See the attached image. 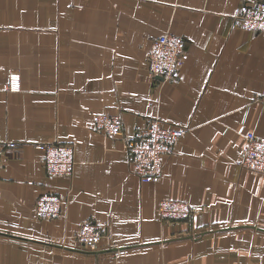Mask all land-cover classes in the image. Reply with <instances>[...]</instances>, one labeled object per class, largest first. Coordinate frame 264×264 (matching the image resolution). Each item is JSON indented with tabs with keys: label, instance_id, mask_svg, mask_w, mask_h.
<instances>
[{
	"label": "crops",
	"instance_id": "0c3cea01",
	"mask_svg": "<svg viewBox=\"0 0 264 264\" xmlns=\"http://www.w3.org/2000/svg\"><path fill=\"white\" fill-rule=\"evenodd\" d=\"M242 1L0 0V142H16L1 157L0 264H264V174L237 164L248 131L264 139V32L232 24ZM166 32L186 56L164 81L145 56ZM99 113L123 136L95 130ZM152 118L187 131L143 182L123 139ZM42 142L72 146L70 175L47 172ZM45 192L60 217L36 216ZM163 197L194 212L163 221ZM86 219L106 234L95 250L70 237Z\"/></svg>",
	"mask_w": 264,
	"mask_h": 264
},
{
	"label": "built area",
	"instance_id": "2783aa9c",
	"mask_svg": "<svg viewBox=\"0 0 264 264\" xmlns=\"http://www.w3.org/2000/svg\"><path fill=\"white\" fill-rule=\"evenodd\" d=\"M231 18L236 27L264 32V3L259 0H244L238 4ZM185 56L183 37L166 32L151 40L145 65L151 76L164 81L172 80L179 76ZM18 82V75L10 74L9 86L17 87ZM256 100L264 104V92ZM93 127L110 136H123L122 121L118 114H96ZM186 131L185 125L166 126L160 119L152 118L131 136L124 137L123 149L131 163L132 172L139 180L155 182L159 179L164 156L172 152L173 143ZM15 146L14 141L0 142V167L5 149ZM35 146L45 152L44 161L49 174L67 176L72 173L74 160L70 144L42 142ZM237 164L242 169L264 174V139L248 131ZM62 206L63 200L59 196L45 192L37 196L34 212L39 218H57L62 215ZM156 211L161 220L173 222L188 219L194 209L186 201L163 197L159 199ZM104 236L106 234L94 220L86 219L79 222L70 237L78 247L95 250Z\"/></svg>",
	"mask_w": 264,
	"mask_h": 264
},
{
	"label": "water",
	"instance_id": "95a60500",
	"mask_svg": "<svg viewBox=\"0 0 264 264\" xmlns=\"http://www.w3.org/2000/svg\"><path fill=\"white\" fill-rule=\"evenodd\" d=\"M113 249V248H112ZM116 249V248H115Z\"/></svg>",
	"mask_w": 264,
	"mask_h": 264
},
{
	"label": "rangeland",
	"instance_id": "374dc122",
	"mask_svg": "<svg viewBox=\"0 0 264 264\" xmlns=\"http://www.w3.org/2000/svg\"><path fill=\"white\" fill-rule=\"evenodd\" d=\"M260 1V0H259Z\"/></svg>",
	"mask_w": 264,
	"mask_h": 264
}]
</instances>
